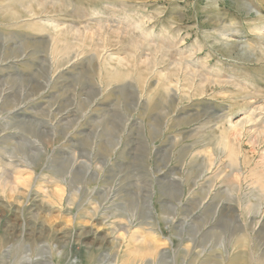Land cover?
<instances>
[{
  "label": "rangeland",
  "instance_id": "1",
  "mask_svg": "<svg viewBox=\"0 0 264 264\" xmlns=\"http://www.w3.org/2000/svg\"><path fill=\"white\" fill-rule=\"evenodd\" d=\"M0 264H264V0H0Z\"/></svg>",
  "mask_w": 264,
  "mask_h": 264
},
{
  "label": "bare ground",
  "instance_id": "2",
  "mask_svg": "<svg viewBox=\"0 0 264 264\" xmlns=\"http://www.w3.org/2000/svg\"><path fill=\"white\" fill-rule=\"evenodd\" d=\"M245 122H246V121H245ZM245 122H244V123H245ZM250 122H251V121H250ZM248 123H249V122H248ZM254 123H255V122H254ZM128 228H129V227H126V230H124L125 233H126L127 235L130 233V229L128 230Z\"/></svg>",
  "mask_w": 264,
  "mask_h": 264
}]
</instances>
